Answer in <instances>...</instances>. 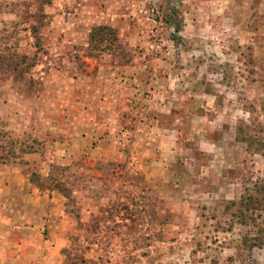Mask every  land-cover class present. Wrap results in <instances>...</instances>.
Listing matches in <instances>:
<instances>
[{"label": "rangeland", "instance_id": "374dc122", "mask_svg": "<svg viewBox=\"0 0 264 264\" xmlns=\"http://www.w3.org/2000/svg\"><path fill=\"white\" fill-rule=\"evenodd\" d=\"M257 182L264 0H0V264H264Z\"/></svg>", "mask_w": 264, "mask_h": 264}, {"label": "trees", "instance_id": "16d2710c", "mask_svg": "<svg viewBox=\"0 0 264 264\" xmlns=\"http://www.w3.org/2000/svg\"><path fill=\"white\" fill-rule=\"evenodd\" d=\"M31 31L33 34H36L38 31V25L36 24H32L31 26ZM113 30L109 27H105V26H96L94 28L91 29V32L89 34V40L91 43L93 44H100L103 43L104 40H108L110 39L111 42V36H112ZM109 36V37H108ZM36 37V36H35ZM14 66H16V64H14ZM256 184H259L260 186H258L259 188V192L262 194L264 193V184L261 182H257ZM59 190L62 191V188H59ZM63 195L65 197H67V195L63 192ZM241 200L244 201V205L246 207L247 210L253 209V208H257V209H264V194L261 195V198H254L250 195H247V197H243ZM259 235L262 237H264L263 235V230L259 231ZM255 240H259L260 243L262 242V240H260V238L256 237ZM65 250H63L64 252ZM63 264H66V261L63 262Z\"/></svg>", "mask_w": 264, "mask_h": 264}, {"label": "crops", "instance_id": "0c3cea01", "mask_svg": "<svg viewBox=\"0 0 264 264\" xmlns=\"http://www.w3.org/2000/svg\"><path fill=\"white\" fill-rule=\"evenodd\" d=\"M47 203V209L49 210V202H46ZM48 210H41V214L38 213L37 211L34 212V211H30L29 213H27L28 215V220L31 224H33V227L32 229H35V227H38L39 229V232L41 233L42 232V229H44V226H46V229L49 227L48 223H49V219L52 218L53 214H52V211H49ZM29 226H32V225H29ZM22 228L24 229H27L26 226H22ZM13 232L16 231L17 233H20V232H23L22 230H12ZM64 250V247H62L61 249L59 248V253L61 254V252H63ZM51 251H55V250H51ZM40 261V259L36 260V262H34L35 264H39L38 262ZM18 262L19 263H22V262H25V259H22L21 257H18ZM60 264H63V261L61 260Z\"/></svg>", "mask_w": 264, "mask_h": 264}]
</instances>
